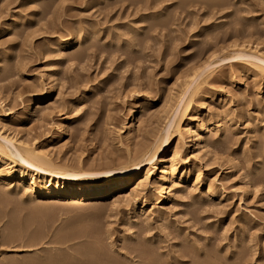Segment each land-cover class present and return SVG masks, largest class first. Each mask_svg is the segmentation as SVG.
<instances>
[{
  "label": "rangeland",
  "instance_id": "rangeland-1",
  "mask_svg": "<svg viewBox=\"0 0 264 264\" xmlns=\"http://www.w3.org/2000/svg\"><path fill=\"white\" fill-rule=\"evenodd\" d=\"M50 1L0 0V132L45 146L58 161L81 159L87 166H98L111 159V165L117 166L126 161L129 152L132 156L138 143L150 142L159 133L185 81L195 71L196 82L202 81L192 101L196 116H214L217 110H225L230 116V128L221 136L225 146L217 151V159L213 158L215 154L210 155L213 163L204 179L215 180L223 195L215 198V205L203 213L207 217L199 220L181 212L186 203L176 206L170 200L161 202L156 206L169 214L168 230H162L157 222L152 232L144 233L152 236L159 232L165 239H172L163 243L170 246L185 243L183 239L188 236L196 242V248L204 246L203 237H207L203 248L212 246L210 251L221 256L236 244L239 221H247L239 239L244 244L237 250L254 251L247 253V264H264V184L254 185L253 180L254 186L247 189L246 185L252 176L264 175V75L244 60L229 58L232 51L221 49L231 43L229 33L237 25L254 31L240 36L264 44V0H220L217 5L204 0H162L158 4L162 10L157 13H152L154 8L148 0ZM45 2L50 3L46 9ZM216 23L220 26L214 29ZM201 27L210 32L197 36ZM78 35H88V40L65 52L64 57L60 55L57 39ZM83 49V57L72 58V53ZM223 52L229 54L228 58ZM213 54L217 66L213 63L207 69ZM18 66L17 71L14 68ZM99 81L102 86L97 91L95 84ZM52 85L56 96L28 110L30 101ZM85 93L87 97L83 98ZM133 107L139 110L136 120L131 115ZM73 111L74 118L66 121L67 133L56 138L61 119ZM131 125L135 131L128 141ZM189 138L175 137L169 148L178 144L181 154L192 159L190 168L199 161L191 157L194 146ZM188 186L192 185L185 184L181 189ZM142 195L131 202L121 195L122 200L113 206L110 201H97L72 208L51 200V207L44 204L50 208L37 214L24 201L18 206L21 209L15 210L18 215L11 210L15 204L10 199L2 201L0 264H24L26 260L43 264L57 254L81 251L90 245L99 250L98 255L107 254V260L101 254V260L93 264H111L109 256L133 262L130 258L134 254L128 249L134 242L129 239L144 233L139 235L142 230L132 222L136 219L132 210L143 201ZM64 198L72 197L68 193ZM185 200L188 198L181 202ZM153 208L147 206L148 211ZM172 224L180 227L177 233L181 237L174 239L169 234L176 230ZM131 262L128 264H136Z\"/></svg>",
  "mask_w": 264,
  "mask_h": 264
},
{
  "label": "bare ground",
  "instance_id": "bare-ground-1",
  "mask_svg": "<svg viewBox=\"0 0 264 264\" xmlns=\"http://www.w3.org/2000/svg\"><path fill=\"white\" fill-rule=\"evenodd\" d=\"M35 1L38 2L40 0H35ZM161 1L162 0H148V2H150V6L154 8L152 13H157L159 11L161 12L162 8L160 5H158L159 3H161ZM198 1L201 2V0ZM204 1L207 2L212 1L213 3L211 4L215 3L216 5L217 3L220 2V0H204ZM190 2H192V0H190ZM49 5L48 2L47 3L45 2V4H43L44 8L45 6L46 8H48ZM156 6L158 8H155ZM224 6L225 5H223V7ZM152 13L150 12L149 14ZM218 25L219 23H216L214 29H217ZM236 27L238 28V30L237 28L235 27L234 28L237 31L233 30V33L232 32L229 33L230 34L229 39L230 38L232 39L230 40L231 43L228 46L227 45L222 46L221 49L227 51V53H229L228 51H232V54L230 53L229 58L233 57V58H238L239 60L242 61L244 60L243 62L244 64L247 63L248 65L253 67L254 70L264 75V44H262V42L258 43L253 40L246 39L245 37H242L243 35L240 36V34L242 33L243 34L254 33L253 30L249 29L250 27L248 29H245L244 26L241 25L240 27H238V25ZM197 32L198 33L196 35L200 37V35L209 33L210 31H207L206 27L205 28L201 27L197 29ZM225 34H227L226 31ZM88 35H90V33ZM88 35H82V36L78 35L70 39L59 37L56 42L59 48L58 52H60V55L64 57L65 55H67L65 52L71 50L72 48L74 49L75 45L82 44L84 43V41L88 40L86 39L88 38ZM229 46L231 47L232 50H229ZM76 52L77 53L71 54L72 58L73 57L81 58L85 54L84 49ZM213 55L214 57L212 61L208 64L207 69L213 67L212 64L214 63V59L216 58L215 54ZM223 55L225 56L224 52ZM227 56H225V58H228ZM220 62H222V60H220ZM54 68H55L54 70H56L58 69V66L57 67L54 66ZM14 69L18 71L19 66ZM205 70L206 69H204V71ZM192 74H193L192 78L191 79L189 78V80L185 81L186 82L185 88L183 87L184 89L182 90L181 94L179 93L180 95L176 105L172 108V110L170 109L171 111L169 112L167 117H165L166 120L165 122H163L164 125L160 126L161 127L160 131L158 130L159 133L156 134V136L150 142L142 141L138 143L135 147L132 156L130 154L131 152H129L126 161L123 160L124 162H122V164H118L117 166H115L116 164L111 165V163H113L111 159H110L111 161L109 159L105 160L103 164L100 163V165L98 166L97 165L87 166L84 164L83 161H81V159L74 162L70 161L71 163L66 159H64V161L63 160L58 161V159L55 158V156H53L50 153V151L45 149L46 148L45 146L34 144L35 142L30 143L27 139L18 137L16 134L10 135L0 132V202H1L0 204H2V201L10 199L11 201L10 200L9 201L15 204V208L12 207L14 205L12 204L10 205L12 209L11 207L10 209L16 213L18 211L15 210H17L18 208L21 209L18 206H20L22 202L25 201L31 205L32 208L31 211H34V213L37 214V212H41L46 209H49L51 207L49 205L51 200H54L59 204H68L72 208L79 207L80 205L96 203L97 201L98 202L110 201L111 202L110 204L113 206L118 201L122 200L121 195L124 196V198H126L129 202H131V201H135L136 199H138L140 195L143 194L142 195L143 201H141V203L138 205L136 203L137 207L132 210L133 215L136 216V219L134 218L135 220L132 222H135L140 232L142 230V232L139 235H141L145 231L152 232V229L155 226L153 224L157 222L158 224L160 223L159 226L162 227V230H166L169 227L167 225L170 219L169 214L166 213L164 209L160 208V206L158 208L156 206L157 204H160L161 202L164 201L170 200L173 203L175 202L176 206L183 205V203H186L184 204L186 205L185 206L186 208H184L181 211L182 213L190 214L191 218H193L194 220L206 218L207 216L203 215V213L209 211V208H211L210 206H212L215 203L216 197H221L223 195L218 185L216 184L215 180L211 179L209 181H205L204 179H205L206 171L210 170L211 168L210 166L213 163V162L210 163L209 161V159L212 160V157L210 155L213 156L215 154L213 158L217 159L215 158L216 153H218L217 151L221 149L225 143L223 137L221 136L228 130V127L230 125V124L228 125V117L230 116H228L229 113L227 114L224 112L225 110L224 111L217 110L216 114L215 115L213 114L214 116H210V114L208 115L201 114V116L198 115L196 116L192 106V101L193 98L195 97V94H197V89H199L198 82L201 83L202 81L196 82L197 77L195 76L196 75L195 71ZM96 84H95L97 88L96 90L100 91L101 89L100 86H102V82L99 81L98 84L97 85ZM56 93L57 92L55 91V86L54 85L50 86L48 91L44 92V94L42 95H38L34 97L30 101L31 105L28 107V110H33L34 108H36V106H38L39 103L43 102L44 100L55 97ZM84 97H87L86 93L83 95V98ZM74 110L76 111L75 108ZM138 112L139 110L137 109V107H133L131 109V115L132 117L134 116V120H136ZM73 113L74 111L70 113V115L68 114L67 117L61 119L57 133L55 135L56 138L61 137L67 133L68 126L66 121L72 120L74 118V114L76 112L74 114ZM132 126L133 125H131L127 130L129 134L127 136L128 141H131L133 132L135 131L134 126L133 127ZM212 134H214L215 137L213 136L211 137ZM185 135L189 136L191 138L189 139L193 141L194 150L192 152L193 155H191V157L194 160L199 161L198 165L190 168L188 166H191L193 164V162L191 161L192 159H186L181 154L182 150L179 146H177L178 145L177 143L175 147H172L173 148L172 150L169 148L171 142L174 140L175 137L183 138ZM160 151H162V154L158 155ZM207 157L208 159H206ZM231 167H232L231 169H233L234 162L231 165ZM249 170L250 172L255 171L254 169H249ZM252 177L249 179L246 178L247 189L248 187L253 185L252 183L253 180H254V185L258 183L264 184V175L262 174L261 176L258 175V177L256 176L257 178H255V175ZM185 184L187 185L190 184L192 186L191 187L188 186L189 189H184V188H183L184 190L181 189L182 187H184ZM128 189H130V192H127ZM193 190L196 191V193H194ZM68 193H70V196L72 197L71 199L64 198V196L67 195ZM186 197L188 198V200H185V202L183 201L181 202V199ZM10 202L8 203L7 201L8 204H10ZM44 204L46 205L48 204L50 207L49 206L47 207ZM151 205H153L154 207L153 210L156 208L154 211L147 210V206H151ZM163 205H161V207ZM3 209L5 210V208ZM11 210L9 211L12 213L13 211ZM9 211L7 213H9ZM126 212H129V210H127ZM154 214L155 217L153 216ZM16 215L18 214L16 213ZM28 218L31 217L29 216ZM216 224L217 223L213 224V226ZM247 224H248L247 221L246 222L239 221L238 224L239 229L237 231L238 233L235 236V238L237 239L236 244L232 242L234 245L233 246L230 245L232 246L231 251L224 252V254L221 256H217L216 253L210 251L211 250L210 248L212 246L211 247L207 246V249L203 248L205 246L204 243H206L207 242L206 240H208L207 237H203L204 246L197 248L195 247L196 242H194L188 236H185L183 239V242L185 243L181 244V242H174L170 246V244L165 245L163 243H166L164 242L165 240H172V239H167V238L165 239L166 236L163 237L162 235H160L159 232L154 233L152 236H147L148 233L146 234L144 233V235H141L142 237L139 238L138 237L132 238L131 236V238L129 237L130 238L129 240L134 243L132 244V246H130L127 243L130 248L129 247H128L129 249L127 247L126 248L130 251L131 254H134L130 258L131 260H133V262L131 261L130 262L136 264H247L246 261L249 260L247 257V253L249 251L247 252V249H241L240 251L237 250V248L240 245L242 246L244 244V242L243 244H241L242 241H239V239L243 237L245 233L244 229L247 228L248 226ZM175 225L172 226L176 229L175 232L172 233L171 231L169 233L171 236H173L174 239H176V237L178 238V236L181 237L180 233H177V231L181 229L180 227ZM170 235H168L169 236L168 238H170ZM197 241L199 240L197 239ZM201 242L202 241H200V244ZM248 242L249 241H247V243ZM249 246L251 247V245ZM85 248L82 249L81 251L75 249L77 252L74 250L75 252L73 251L72 253L68 252V253H60V255L57 254L58 256L56 255V257H53L52 259L49 260L47 259L46 262L45 260H43L45 263L43 262L42 263L43 264H93L95 261H97L96 259L101 260L100 258H98L101 257L102 254L100 252L101 253L99 254L100 256L98 255L97 251L99 250L95 248H91V245L90 247L85 246ZM103 254L102 256L104 257L107 255V254L105 255V253ZM253 256L254 255L252 254V257ZM202 257H204L203 260H201ZM108 258L111 259V264L130 263L128 262V260H124L123 262L119 261V259L117 258L118 259L117 260L116 257L114 258V256L113 258H111V256H109ZM135 258H137L138 261H136ZM29 262L27 263L26 260L24 264H31L34 261H31L30 263ZM106 262L107 261H105V263Z\"/></svg>",
  "mask_w": 264,
  "mask_h": 264
}]
</instances>
